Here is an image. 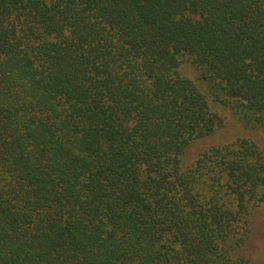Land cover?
<instances>
[{
    "label": "trees",
    "instance_id": "1",
    "mask_svg": "<svg viewBox=\"0 0 264 264\" xmlns=\"http://www.w3.org/2000/svg\"><path fill=\"white\" fill-rule=\"evenodd\" d=\"M218 106L264 132V0H0V264H254Z\"/></svg>",
    "mask_w": 264,
    "mask_h": 264
},
{
    "label": "rangeland",
    "instance_id": "2",
    "mask_svg": "<svg viewBox=\"0 0 264 264\" xmlns=\"http://www.w3.org/2000/svg\"><path fill=\"white\" fill-rule=\"evenodd\" d=\"M182 72L194 79L204 88L197 77L196 71L191 66H184ZM218 110L225 117V123L208 136L194 140L186 149L183 157L184 165L190 164L207 148L214 145H222L235 140L238 137H248L264 148V132L258 129L246 127L232 110L218 106ZM245 249L247 256L254 264H264V219L260 213L253 216L252 231Z\"/></svg>",
    "mask_w": 264,
    "mask_h": 264
}]
</instances>
